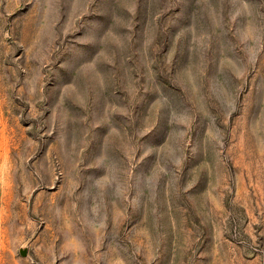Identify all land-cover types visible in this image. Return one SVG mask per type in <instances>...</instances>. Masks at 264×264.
<instances>
[{"label":"rangeland","instance_id":"obj_1","mask_svg":"<svg viewBox=\"0 0 264 264\" xmlns=\"http://www.w3.org/2000/svg\"><path fill=\"white\" fill-rule=\"evenodd\" d=\"M0 264H264V0H0Z\"/></svg>","mask_w":264,"mask_h":264}]
</instances>
